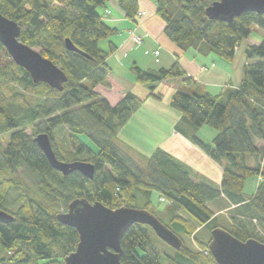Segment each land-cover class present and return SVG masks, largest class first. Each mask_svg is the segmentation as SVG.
<instances>
[{
  "label": "trees",
  "instance_id": "16d2710c",
  "mask_svg": "<svg viewBox=\"0 0 264 264\" xmlns=\"http://www.w3.org/2000/svg\"><path fill=\"white\" fill-rule=\"evenodd\" d=\"M112 1L128 19L139 12V0H0L1 13L21 27L20 40L40 49L68 77L62 92L34 84L0 42V136L8 135L5 145L0 139V210L13 217L0 221V264H65L79 234L57 215L82 198L112 209L135 208L143 200L148 210L154 193L167 201V224L158 219L182 240V247L163 253L153 242L154 231L135 224L122 239V264H217L209 251L216 228L241 241L264 243V183L252 194L246 191L250 178L264 179V41L246 48L239 85L216 95L186 89L198 84L187 77L179 55L169 68L133 66L137 82L152 85L149 96L156 99L161 97L154 93L155 84L184 78L171 100L181 113L175 130L223 168L216 184L163 149L139 154L138 160L119 145L121 129L145 100L128 92L112 104L97 91L111 74L107 59L117 49L110 40L117 30L102 12ZM155 1L164 34L185 53L232 61L253 26L264 29V14L254 12L232 23L210 20L206 9L219 0ZM66 39L86 56L67 50ZM29 126L33 134L27 133ZM204 126L217 131L211 142L198 136ZM39 133L49 135L59 160L94 164V179L55 170L34 141ZM221 200L233 207L229 229L211 210Z\"/></svg>",
  "mask_w": 264,
  "mask_h": 264
},
{
  "label": "water",
  "instance_id": "95a60500",
  "mask_svg": "<svg viewBox=\"0 0 264 264\" xmlns=\"http://www.w3.org/2000/svg\"><path fill=\"white\" fill-rule=\"evenodd\" d=\"M264 14V0H219L206 9L210 20L232 23L244 13ZM21 27L0 11V42L17 66L26 70L34 84L44 83L60 92L68 81L67 75L51 60L20 40ZM69 51L81 52L66 39ZM34 141L43 151L50 165L64 176L79 172L93 180L96 168L89 162H64L58 159L47 133H39ZM62 224L74 228L79 243L74 252L65 258V264H122V239L135 224L150 227L160 240L174 249H180L182 240L154 214L146 209L122 207L112 209L101 202L76 199L67 211L57 215ZM13 217L0 210V221L9 222ZM209 251L217 264H264V243L255 239L241 241L223 228L211 232Z\"/></svg>",
  "mask_w": 264,
  "mask_h": 264
},
{
  "label": "crops",
  "instance_id": "0c3cea01",
  "mask_svg": "<svg viewBox=\"0 0 264 264\" xmlns=\"http://www.w3.org/2000/svg\"><path fill=\"white\" fill-rule=\"evenodd\" d=\"M106 9L111 11L110 17L104 14ZM102 12L105 16L104 19L106 23L111 28L117 30L112 38H110V40L117 46V49L107 59V64L111 68V74L107 81L115 88L117 96L107 95L104 92L106 89H101L105 88L103 85H99L97 91L104 95L112 104L119 102L128 92H133L138 96V92H136L139 89L137 77L135 81L126 80L118 72L121 70L124 60L128 57H131V59L134 60L131 65V70L135 65L141 69L157 70L160 68L171 67L176 61V57L179 55L180 64L187 73V77L193 78L198 84L197 86H186L187 90L199 87L216 95L219 93L220 89L225 88L226 86L237 87L241 82V80L236 79V84H234V77L230 74L228 68L224 64H218V60L214 58L203 59L196 53H185L173 44L164 34L165 23L162 19L157 17L156 7L152 0H139V12H146V16L141 18L139 22L126 18L115 1L110 2ZM120 28H123L125 33H123ZM132 31L141 35H147V39L153 40L156 45L164 47L167 51H165L163 56L159 51V57L154 60L153 64L147 63V61L144 62L146 59L140 53L132 51L135 47L129 34ZM179 80V82H181V79ZM154 86L156 87L154 93L159 94L161 98L156 99L153 96L149 97L150 91L147 90L144 98L145 105L153 109L157 108L158 110H160L163 105L172 108L171 100L176 89L164 87L161 83H157ZM136 112L119 133L120 138L123 140L125 139L128 144L132 143L130 141L131 136L129 134L126 135L125 131L131 126L133 118L137 116ZM168 112L156 114V116H159L161 119H163V117H169V123L166 126L162 124V122L159 123L157 121L158 119L154 117H152V119L151 117L148 118V121H152V126L148 129L149 133L152 132V130H158L159 133L160 130L162 131L160 134L161 137H157L156 143L148 145V148L146 149L149 153L148 155L151 156L158 148H161L190 166L196 172L198 171V173H201V176L215 182L216 184H220L223 177V170H221V168L220 170L217 169L216 166L219 167V165L211 163L212 160L207 154H205L198 146L191 143L187 138L176 132L175 126L181 118V113L175 109H170ZM198 136L200 137L199 134ZM201 139L204 140L203 138ZM138 150L143 151L140 148ZM256 179L254 183L255 186L258 184L259 177H256Z\"/></svg>",
  "mask_w": 264,
  "mask_h": 264
},
{
  "label": "rangeland",
  "instance_id": "374dc122",
  "mask_svg": "<svg viewBox=\"0 0 264 264\" xmlns=\"http://www.w3.org/2000/svg\"><path fill=\"white\" fill-rule=\"evenodd\" d=\"M152 1L156 7V1L155 0H152ZM104 14L106 16L110 17L111 11L109 9H106L104 11ZM156 15H157V7H156ZM145 16H146V12H142L141 14H137L134 17V19H130V20H133L135 22H139V20L141 18H144ZM157 17H159V16L157 15ZM120 29L123 33H125V31H123L124 30L123 28H120ZM129 34H130V38H131L133 45H135V47L132 51H137V53H140L146 59V60H144V62L147 61V63L153 64L154 60H156L159 57V54L157 55L155 51H158V52L160 51L162 53V56H163V54H165V51H167L164 47H162L160 45H156L153 42V40L147 39L146 38L147 35H141V34H138L134 31L130 32ZM133 35H138L140 37H143L144 42L141 45L135 44L134 39L132 37ZM263 41H264V29H261L257 26H253V28L251 29V34H250L249 38L244 39L240 43L239 47L236 50L235 58L232 61L225 60L224 58H221V57L214 55V54H211L210 56H200V57L203 59L214 58V59L219 61L218 64H221V65L224 64L228 68L230 74H232V76L234 77V84H236L235 83L236 79L237 80L242 79L243 68L247 64V59H246V54H245L246 48L249 46L260 45ZM107 45H108L107 41H102L100 44L101 48L104 50L105 49L107 50V48H108ZM34 49L41 52L40 49H38V48H34ZM188 53L191 54V53H194V51L191 50ZM133 61L134 60H132L131 57H128L127 59L124 60L122 66H121V70L118 71L119 74H121L124 77V79H126V80L135 81V79H136V76H135L136 74L134 73V70L133 69L131 70V65L133 64ZM179 79H181V81H183L184 78L168 79V80L162 81L160 83H161V85H164V87L176 89L175 90V92H176L180 88V84H181V82H179L180 81ZM103 86H105V88H101V89H106V90H104V92L107 95L117 96L115 88L111 84H109L108 81H106V83L103 84ZM150 86H152V85L138 83L139 89L138 90L135 89V90H137L136 92H138V96L141 95L140 98L142 97V99H144L146 96V91L147 90L150 91ZM226 87H229V86H226ZM223 89L224 88L220 89L219 93ZM150 93H151V91H150ZM102 96H104V95H102ZM114 104H116V103H114ZM170 109H173V108H169L168 106H164V105L160 108V110H158L157 108L153 109V108H150L149 106H146L145 101H144V103H142V105L140 106L139 110L136 112L137 116H135L133 118V120L131 122V126H129V128H127V130L125 131L126 135L129 134L131 136L130 141L132 142L131 144H133L134 146L131 144H128L125 141V139L123 140L121 138H120V144L119 145L122 146L127 152H129V154H131L135 159H138V160L141 159L139 154H142L143 156H149L148 155L149 153L146 150L148 148V145L155 144L157 137H159V136L161 137L160 134L162 133V131L160 130V133H159L158 130H152V132L149 133L148 129L151 128L152 121L151 120L148 121V118L151 117V119H152V117H154V118L158 119L157 121L159 123L162 122V124H164L166 126L169 123V117L167 116V117H163V119H161L159 116H156V114H159L161 112H168V111H170ZM32 127L29 126L27 128L28 134H33L34 131H33ZM198 134L206 142H211V140L214 138V136H216L217 131L215 129L209 127V126H204L199 130ZM2 137H4V138L2 139ZM0 139H2V142L5 145L7 140H8V135L7 134L2 135V136H0ZM84 141H85V143H87V145L89 147H91L92 149L95 150V153L98 152V149L95 148L96 146L88 138H85ZM125 145L127 147H125ZM139 148L143 151L138 150ZM211 163H215V162L212 160ZM213 165H215V164H213ZM216 167L219 170H220V168H221V170H223V168L221 166H219V167L216 166ZM195 173L197 175L201 176V173H198V171L197 172L195 171ZM255 179H256V177H252L247 182L246 191L248 194L254 193L257 190V187L260 185V183H262L261 178H259L258 184H256V186H255L254 185ZM256 183H257V179H256ZM145 205L146 204L144 203V201L141 200L140 203L135 205L136 206L135 208L143 209V206H145ZM167 207H168L167 201L165 199L159 197L157 193H154L153 198H152V204L148 205V208H150V209H148V211H150L152 214H155V216L157 218H159L160 220L165 222V224H167L166 223L167 218H166V214H165ZM232 209H233V207L230 206V204L228 202H226L225 200H221L218 204H212L211 205V210L213 211L214 215L219 218L220 224L225 226V228H227V229H229V226H230V218L229 217H230V214H232V212H233ZM61 211H63V210H61ZM200 228H198V230H200ZM201 230H202V228H201ZM151 235H152V239H153L155 246L158 247L163 253H167V254L173 253L172 247L169 246L168 244H166L165 242H163L162 240H160L154 232ZM186 242H187L188 246L193 247L194 249H198L197 244L192 239H186Z\"/></svg>",
  "mask_w": 264,
  "mask_h": 264
},
{
  "label": "built area",
  "instance_id": "2783aa9c",
  "mask_svg": "<svg viewBox=\"0 0 264 264\" xmlns=\"http://www.w3.org/2000/svg\"><path fill=\"white\" fill-rule=\"evenodd\" d=\"M141 13L142 12H139L138 14H141ZM132 37L134 39L135 44H137V45H141L144 42V38L143 37H140L138 35H133ZM156 54L158 55L159 52L157 51ZM261 181L264 183V179L261 178Z\"/></svg>",
  "mask_w": 264,
  "mask_h": 264
}]
</instances>
